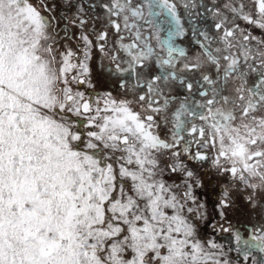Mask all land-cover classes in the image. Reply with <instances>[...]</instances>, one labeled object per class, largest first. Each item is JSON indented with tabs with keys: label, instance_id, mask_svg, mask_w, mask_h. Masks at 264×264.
I'll list each match as a JSON object with an SVG mask.
<instances>
[{
	"label": "snow or ice",
	"instance_id": "snow-or-ice-1",
	"mask_svg": "<svg viewBox=\"0 0 264 264\" xmlns=\"http://www.w3.org/2000/svg\"><path fill=\"white\" fill-rule=\"evenodd\" d=\"M0 264H264V0H0Z\"/></svg>",
	"mask_w": 264,
	"mask_h": 264
},
{
	"label": "flooded vegetation",
	"instance_id": "flooded-vegetation-1",
	"mask_svg": "<svg viewBox=\"0 0 264 264\" xmlns=\"http://www.w3.org/2000/svg\"><path fill=\"white\" fill-rule=\"evenodd\" d=\"M94 75L101 76L100 70L98 68L94 72ZM235 219L242 225H248V224L256 223L259 217L251 216L248 208L241 203V210L236 213Z\"/></svg>",
	"mask_w": 264,
	"mask_h": 264
},
{
	"label": "rangeland",
	"instance_id": "rangeland-1",
	"mask_svg": "<svg viewBox=\"0 0 264 264\" xmlns=\"http://www.w3.org/2000/svg\"><path fill=\"white\" fill-rule=\"evenodd\" d=\"M203 231L211 234V228L208 225L203 226ZM217 242L223 244L226 248L231 246V238L227 233H218L216 236Z\"/></svg>",
	"mask_w": 264,
	"mask_h": 264
}]
</instances>
